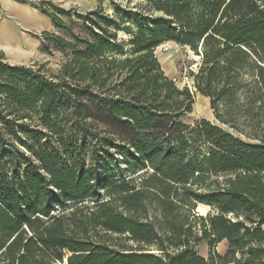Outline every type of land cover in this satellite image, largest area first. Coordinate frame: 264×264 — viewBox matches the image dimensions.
<instances>
[{
    "label": "trees",
    "instance_id": "trees-1",
    "mask_svg": "<svg viewBox=\"0 0 264 264\" xmlns=\"http://www.w3.org/2000/svg\"><path fill=\"white\" fill-rule=\"evenodd\" d=\"M147 1L77 13L89 37L42 3L75 42L46 33V52L72 50L56 80L0 51V264H264V0ZM170 42L201 56L194 87L235 133L184 122L193 92L156 54ZM247 70L243 132L219 104Z\"/></svg>",
    "mask_w": 264,
    "mask_h": 264
},
{
    "label": "rangeland",
    "instance_id": "rangeland-1",
    "mask_svg": "<svg viewBox=\"0 0 264 264\" xmlns=\"http://www.w3.org/2000/svg\"><path fill=\"white\" fill-rule=\"evenodd\" d=\"M102 7L105 12L108 14H113L115 11V6L120 7H128L134 10H139L146 12V6L148 5L147 0H101ZM71 11V17L59 15L61 19L67 24L70 25L74 32L81 37H89L88 31H86L82 27L81 20L77 17V13H86L78 10L77 8L70 7L65 8ZM56 34L63 37L65 40L74 42L72 37L69 35L68 31L63 29H56ZM121 36L127 37L123 32L120 33ZM50 52H46L44 55L39 56L36 59L29 61V65L34 66H42V71L46 73L47 77L55 78L59 75L63 65L69 60L71 57L72 50L68 48L67 50H61L57 44L52 40L48 39ZM75 43V42H74ZM156 54L161 63L162 69L167 77L172 79L175 82V85L179 88H184L188 86L193 92L194 103L192 106V111L187 113L182 119L184 122L188 124H194L199 119H208L211 122H214L222 127L233 131L227 124L220 123L214 114L213 109L210 106V100L208 97H204L197 89L194 87V75L198 72L199 65L201 63V56L196 55L194 51L185 46H180L174 43H166L156 49ZM199 57V58H198ZM194 74V75H193ZM242 81L246 86V88H238L234 91V95L232 96V101L230 106L227 108L224 102L220 103L219 107L221 112H225L226 109L231 110L232 117L230 118L228 115L226 116L228 120L232 121L231 123H235L237 127L240 128L243 132H250L252 129V121L253 114L259 110L258 103H250V101L246 100V94L249 86V90L251 89V83L253 81V75L251 70L245 71L241 76ZM56 80V78H55ZM202 98V99H201ZM200 99V100H199ZM200 105V109H196V106ZM255 119V118H254ZM234 132V131H233ZM235 133V132H234ZM254 134V132H252ZM255 133L258 135L259 132ZM242 138H245L244 134L240 135ZM253 141V140H252ZM201 151L205 150V146L201 145ZM121 161V157H118ZM123 167H128V165L123 164ZM152 170H148L146 173H142L140 171L131 177H134L136 181H140L145 175L150 173ZM117 173L116 171H113ZM113 174V173H112ZM220 177V176H219ZM222 179V177H221ZM212 180V179H210ZM211 208L208 205L197 204L195 207V211L199 214H207ZM228 248V242L226 240L220 242L217 245V251L220 254H225ZM199 252L201 255L208 257V244L206 241H203L199 245ZM64 264V263H58Z\"/></svg>",
    "mask_w": 264,
    "mask_h": 264
},
{
    "label": "crops",
    "instance_id": "crops-1",
    "mask_svg": "<svg viewBox=\"0 0 264 264\" xmlns=\"http://www.w3.org/2000/svg\"><path fill=\"white\" fill-rule=\"evenodd\" d=\"M46 2L63 8L74 7L82 12L103 6L101 0H0V51L5 54L9 63L29 65V61L46 53L44 50L46 33L56 34L52 18L40 8V5ZM3 33L9 38L4 37Z\"/></svg>",
    "mask_w": 264,
    "mask_h": 264
},
{
    "label": "bare ground",
    "instance_id": "bare-ground-1",
    "mask_svg": "<svg viewBox=\"0 0 264 264\" xmlns=\"http://www.w3.org/2000/svg\"><path fill=\"white\" fill-rule=\"evenodd\" d=\"M67 1H68V0H67ZM70 1H71V0H70ZM82 1H83V0H82ZM88 3H89V2H88ZM80 4H81V3H80ZM14 8H15V7H14ZM15 9H16V8H15ZM19 9H20V8H19ZM23 9H25V8H23ZM12 10H14V9H12ZM23 12H24V11H23ZM30 12H31V11H29V13H30ZM13 13H14V12H13ZM31 13H32V12H31ZM23 15H24V14H23ZM21 16H22V15H21ZM25 16H26V15H25ZM31 16L33 17V15H31ZM26 17H27V16H26ZM23 18H24V16H23ZM23 18H22L21 20H23ZM39 18H40V17H39ZM25 19H26V18H25ZM32 19H33V18H32ZM32 19H31V20H32ZM43 19H44V18H43ZM27 20H29V18H27ZM31 20H30V21H31ZM32 22L34 23V21H32ZM30 23H31V22H30ZM30 23H29V24H30ZM36 27H37V26H36ZM38 30H40V29L38 28ZM4 34H5V35H4ZM2 35H4V37L9 38V37L6 35V33H3ZM14 36H15V34H14ZM13 38H14V37H13ZM13 38H12V42H13V40H14ZM4 40H5V38H4ZM7 40H8V39H7ZM10 40H11V39H10ZM12 42H10V43H12ZM17 42H18V41H17ZM1 43H2V42H1ZM7 43H8V42H7ZM4 44H5V43H4ZM4 44H3V45H4ZM9 45H10V44H9ZM5 46H8V45H5ZM14 52H15V49H14ZM12 54H13V52H12ZM12 54H11V55H12ZM13 55H14V54H13ZM14 56H15V55H14ZM198 58H199V57H198ZM204 97H205V96H204ZM201 99H202V98H201ZM199 100H200V99H199ZM200 105H201V104H198V105L196 106V109H200Z\"/></svg>",
    "mask_w": 264,
    "mask_h": 264
}]
</instances>
